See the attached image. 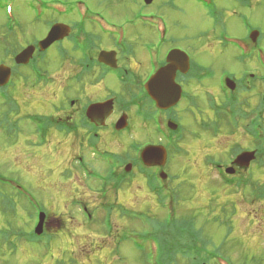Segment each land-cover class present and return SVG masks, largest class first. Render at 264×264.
<instances>
[{
    "label": "rangeland",
    "instance_id": "374dc122",
    "mask_svg": "<svg viewBox=\"0 0 264 264\" xmlns=\"http://www.w3.org/2000/svg\"><path fill=\"white\" fill-rule=\"evenodd\" d=\"M75 2L83 3L89 12L100 14L106 22L122 27L125 35L130 36V40L136 44L143 41L145 28L152 24L151 14L159 15L163 20L166 37L170 36L177 45L184 47L192 55V60L211 65L209 68L216 75L220 69L239 73L241 66L238 62L237 67L230 66L235 62L234 57L217 55L218 50L212 47L198 53L197 49L204 47L198 34L217 26L211 14H247L251 16L250 22L256 24L255 15L264 14V0H213L210 6L199 0H152L150 3L143 0H0V63L12 68L14 88H9L8 91L18 97V111L25 114L21 118L18 116L16 127L20 130L13 131L10 127L16 120L10 114L3 92H0V264H153L147 242L158 237L162 227L168 230L165 234L170 233V230L172 232V225L169 227L168 224V210L162 207V202H158L161 196L149 192L142 178L136 175L133 181L121 182L115 187L110 186L115 183L111 182L106 186L109 187V198H106L103 207L106 209L104 213L113 218L110 231H107L106 223L100 221L95 225L91 222L89 227V220L86 218L83 221V216L79 215L77 206H73L70 199L74 197L87 202L90 209L99 208L102 202L100 194L106 192L98 191L104 177L102 170L107 171L106 166L109 164L105 156L94 154L90 145L94 143L98 150L109 151L111 156L122 160L124 166L134 164L131 143L159 141L158 135L148 123L134 119L130 124L131 132L123 131L117 135H113L112 125H109L89 145H85L81 132L61 142L52 139L53 143L44 141L38 145L37 142V146L27 142V134L34 135L30 123L26 122L27 114L47 117L53 110L63 114L70 113L72 107L65 100L67 97L79 98L73 91L77 82L71 78L70 73H66L71 69L70 66L62 63L63 48L70 49L67 41L60 42L59 46L53 44L43 54L34 56L38 67L53 75L55 82L59 83L65 77L69 88L60 94L65 102L27 92L32 91L28 86L38 84L28 82L34 80L27 68H13L12 56L22 46L39 40L55 20L68 23L78 20V14L74 13L77 11ZM58 7H62L66 13L59 14ZM230 22L237 28L240 26L236 18L230 19L228 24ZM76 25L86 28L88 21L81 23L79 20ZM262 30L264 32V15ZM208 40L205 37L206 44ZM108 45H112L111 41ZM138 52H141L139 44L135 47L131 65L145 71L146 61L141 59ZM20 79L28 83H23V86L21 84V87ZM191 83L188 92L195 93L197 82ZM208 83L210 81L204 79L202 88ZM18 88L26 93V101H23L25 94H20ZM36 89L41 90L39 87ZM48 91L54 92V86L51 85ZM65 92L66 97L63 96ZM117 97L122 101L121 90L117 91ZM85 100L86 98L82 103ZM118 107L119 103L116 109ZM173 109L175 120L172 121L182 126L185 135L189 137L188 131L195 128L185 123H190L187 118L191 119L192 116L181 105ZM121 117L117 112L111 120ZM218 132L224 138H231V131L225 127L221 126ZM49 135L53 137L54 131L50 130ZM56 136L61 139L63 133H57ZM32 139L34 140L33 137ZM67 140L69 143H66ZM220 140L202 137L197 140L189 137L182 147L183 152L187 149L186 155H169L167 168L172 177L169 184L176 189L175 211L170 214L175 220L192 217L194 230L199 231L202 242H205L204 246L202 242L197 245L207 249L208 264L216 261L223 264H264L263 199H254L258 193L253 195L248 188L230 189L222 186L210 168L202 162L211 151L212 154L227 155L226 151L218 152L216 149ZM259 154L255 155L254 161L257 163L253 162L252 170H245L251 175L252 182L249 186L258 187L260 182L262 187L264 185V158ZM80 156L81 160L78 161ZM85 165L92 170V174L85 172ZM12 183L26 190L41 204L40 209L45 207L50 215L57 216L72 231H67L68 235L65 234L66 231L62 235H59V231L51 233L54 236L51 237L49 246L44 245L49 243L46 239L45 243L25 240L33 232L35 224L31 214L34 216L35 210H31L27 202L15 193L16 190L11 188ZM112 202L124 206L112 205ZM96 219L100 220L101 216ZM107 232L108 235L105 234ZM39 238L33 235V239ZM187 262L188 257L178 254L176 262L172 264H188Z\"/></svg>",
    "mask_w": 264,
    "mask_h": 264
},
{
    "label": "flooded vegetation",
    "instance_id": "af4514ba",
    "mask_svg": "<svg viewBox=\"0 0 264 264\" xmlns=\"http://www.w3.org/2000/svg\"><path fill=\"white\" fill-rule=\"evenodd\" d=\"M210 1L213 2V0H208V2ZM263 15L256 14V24H253L250 22L251 16L247 14H214L213 18L217 26L207 28L205 32L198 34L197 37L201 38V42L204 45V47L197 49L198 53L212 47V49L218 50L216 52L217 55L222 54L227 57L232 55L234 57L235 62L233 61L230 66L237 67V62L241 66L239 73H230L225 69H220L216 75L212 71L213 69L209 68L211 65L192 60V55H189L184 47L177 45L175 41L171 40L170 36L167 37L166 45L163 49L161 48L158 56L156 48L158 40L157 32L153 24L147 25L148 27L143 32V41L138 42L141 50L138 53L141 59L146 61L147 65L145 71L141 67L142 72L131 65L133 61L132 55H134L135 47L138 44L132 42L130 36L125 35L122 27L123 37L120 39L119 47H116L117 36L114 33L106 31L108 27L103 28L99 26L100 29L98 26L91 25L84 37V40H86L87 57H75L63 61L71 68L66 73H70L71 78L77 82V85L73 87V91L79 95V98L83 97L86 100L84 103H80L81 99L77 97H70L69 100H67L68 97L66 100L64 98L66 103L72 107L71 111L66 114L58 111L56 119L64 123L72 122V119L75 120L78 117L79 111L80 114L86 113L85 110L88 105L102 103L108 99L112 100V111L105 119L103 126L99 128H105L109 125L114 126L116 118L113 121L111 118L117 112L121 116L127 115L128 125L134 119L139 121V114L148 117V112L152 113L153 111V100L145 90L144 84L150 76L154 75L160 66L164 65L167 51L172 48H179L186 54L188 65L183 72L176 70L174 79L181 87V108L185 112L188 111L189 116L193 117V119L192 117L191 119L188 117L187 119H189L190 123H185L187 126L191 127L193 125L195 128L188 131L189 137L197 140L201 137L203 139H216L217 141L221 139L219 147L215 144L216 149L218 152L223 150L227 153V155H219L216 153L212 154L213 151H211L208 155H205V159L203 158V164L210 168L216 178L251 177L250 173H246L245 170L249 168L252 170L253 162L254 164L257 162L252 160L247 167H240L235 165L233 160L237 154L244 151L253 150L256 153L258 150H260V153L262 150L264 151V65L260 61V55L264 54ZM156 16L151 14L152 19H155ZM232 18L237 19L238 25H240L238 28L233 26L232 22L228 24ZM89 23L92 24L93 22ZM109 25L116 27L112 23H109ZM70 26L72 27V25ZM149 37L153 38L149 39ZM197 37L195 38L196 41ZM205 37L209 38L208 44H206ZM184 39L188 40L187 37H184ZM110 41L112 45H108ZM97 46L98 49H96ZM101 50H113L115 58L110 57V60L111 62L115 61L116 65L110 67L109 64L99 61L97 56ZM204 79H208L210 83L202 88L201 83ZM192 81L197 82L195 93L188 92ZM22 83L23 81L20 82V86ZM51 85L54 86V92L48 91ZM29 87H31L32 91L27 92H33L35 95H44L49 100L52 97L56 101L59 99L63 100L60 94L69 88L65 77L59 83L53 81L48 84L31 85L27 88ZM37 87L41 90L38 91ZM257 88L260 91L257 92ZM118 90H121L122 101H119L117 97ZM18 92L23 96L25 94L23 101H26V93L22 92L21 89ZM63 96L66 97L67 92ZM12 97L14 99V103L12 102V104L16 106L14 105V110L10 114L16 120L15 124L17 125L18 116L21 118L25 114L18 111V97L15 95ZM76 101L78 102L76 103ZM117 102L120 107L116 109ZM169 118L173 119V116ZM155 119V114H152L150 118H146V121L152 127L155 124ZM90 124L94 125L92 122ZM221 126L231 131V138L227 136L225 139L218 132ZM31 129L35 131L33 127ZM95 134L97 136L98 132L96 131ZM27 135L29 136L27 142L30 141L32 144L36 142L35 133L33 136ZM56 135L57 133H54L53 139L57 142L73 137V133L71 132L63 134L61 139ZM51 140V138L46 139L49 142ZM66 143H69L68 140ZM259 146L261 149H259ZM228 166L234 168L232 174L225 172ZM70 206L72 207L71 204ZM73 206L75 205L73 204ZM83 210H86V208L83 207ZM45 215L43 232H51L56 229V225L61 220L57 216L53 217L48 212ZM69 219H71V216H69Z\"/></svg>",
    "mask_w": 264,
    "mask_h": 264
},
{
    "label": "water",
    "instance_id": "95a60500",
    "mask_svg": "<svg viewBox=\"0 0 264 264\" xmlns=\"http://www.w3.org/2000/svg\"><path fill=\"white\" fill-rule=\"evenodd\" d=\"M145 3H150L151 0H144ZM68 33V27L62 24L53 25L50 30L47 32L45 38L38 42V47L40 50L46 49L54 41L61 39ZM34 51L33 46H27L21 52H19L14 60L17 64L26 63L31 57L32 52ZM177 52H170L167 55V59L170 60L168 65L163 67L158 74L154 77L151 88L150 95L156 98L162 103L164 107H169L175 104L180 98V87L174 82V73L176 69H185L187 64L180 56L176 54ZM108 53H105L107 56ZM10 76V69L3 64H0V86L4 85ZM109 102L104 103L103 105H97L92 108V115L103 120L109 113ZM125 125L124 119H120L116 127L121 128ZM170 127L175 128L172 124ZM254 158V152H244L238 155L235 159V163L239 166H247ZM142 160L149 165H163L165 160V152L161 146H149L142 153ZM231 172L232 170H227ZM161 176L164 178L163 173ZM41 217L40 221L35 228L37 233L41 232Z\"/></svg>",
    "mask_w": 264,
    "mask_h": 264
},
{
    "label": "trees",
    "instance_id": "16d2710c",
    "mask_svg": "<svg viewBox=\"0 0 264 264\" xmlns=\"http://www.w3.org/2000/svg\"><path fill=\"white\" fill-rule=\"evenodd\" d=\"M35 43V42H34ZM172 149V147H171ZM172 153L178 152L175 148L171 150ZM149 174V173H148ZM144 174L147 176L148 183L151 188L154 190L157 189V194L161 196L158 198V202L162 205L166 200L168 203H171L169 206L172 210L175 211L174 202L176 200V189L168 185L169 181H172V177L169 176L167 181H163L162 186H166V193L162 196V189L158 182H156L157 176L154 174ZM126 180H118V182H125ZM172 214V213H171ZM169 227L172 229L170 233L165 234L166 230L164 227L160 229L159 236H155V241H152L155 244L154 250V262L153 264H172L176 262V256L178 254L181 257H188V264H208L209 257L206 254L207 249L203 247H198V243H201L199 231L194 230L192 217L174 219V216L169 217ZM63 226L60 222L56 225L55 231L62 232ZM66 230V227L64 228ZM67 231V230H66ZM68 233V232H66ZM170 234V235H168ZM149 241V240H148ZM151 242V241H150ZM152 244V243H151ZM202 245H205V242H202Z\"/></svg>",
    "mask_w": 264,
    "mask_h": 264
}]
</instances>
